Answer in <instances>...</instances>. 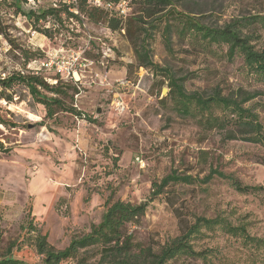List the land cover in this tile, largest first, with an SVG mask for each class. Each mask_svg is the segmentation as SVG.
I'll return each instance as SVG.
<instances>
[{"label": "rangeland", "instance_id": "1", "mask_svg": "<svg viewBox=\"0 0 264 264\" xmlns=\"http://www.w3.org/2000/svg\"><path fill=\"white\" fill-rule=\"evenodd\" d=\"M59 1L76 3L38 0L36 4ZM172 2L176 9L205 25L240 22L242 34L251 38V44L256 49L264 47V22L256 20L264 15V0ZM87 3L112 9L123 21L141 12L138 0ZM8 22L11 41L0 35V77L34 72L49 84L67 83L71 88L66 105L82 111L89 121L64 111L45 118L44 106L23 84H15L9 91L13 94L11 103L0 100V113L16 123L15 127L0 125V140L9 148L0 152V258L9 247L11 254L22 246L36 252L35 235L43 234L44 229L31 217V203L41 198L33 190L41 172V182L62 187L45 191L55 194L54 214L70 218L64 222L70 238L87 233L92 223L100 221L108 198L111 202L146 201L152 184L173 170L202 178L210 168H218L242 184L263 189L241 193L218 177L205 183L171 182L149 201L138 223L126 224L131 240L158 251L197 216H220L234 227L244 228L250 238L264 239V145L240 136L228 138L224 130H205L167 96L170 79L183 85L187 93L204 97L215 92L236 95L239 90L255 93L245 106L258 113L264 129V79L247 71L241 55L229 57L227 45H202L198 39L179 36L176 31L170 32L171 48H167L162 31L167 22L164 17L150 26L145 24L150 58L159 66L153 71L138 66L124 29L113 31L103 23L93 24L83 18L81 24L72 21L47 38L21 16ZM168 22L172 23V18ZM25 52L30 55L27 61ZM57 66L75 71V78H61ZM201 151L207 152L206 162ZM30 221L36 231L28 233ZM241 233L226 232L218 225L202 228L192 244L195 250L208 251L207 260L181 255L171 262L264 264V246L252 243ZM82 256L88 264H96L99 259L92 249ZM29 264H42V256ZM60 264H75V260Z\"/></svg>", "mask_w": 264, "mask_h": 264}, {"label": "trees", "instance_id": "2", "mask_svg": "<svg viewBox=\"0 0 264 264\" xmlns=\"http://www.w3.org/2000/svg\"><path fill=\"white\" fill-rule=\"evenodd\" d=\"M32 1L33 4L31 0H0V35L11 41L7 33L10 26L8 21L17 16L23 17L33 30L47 38H52L54 32L59 31L60 27L66 24L68 26L72 21L81 24L85 18L93 24L103 23L113 31L124 29L131 42L138 66L155 71L159 66L152 62L150 50L147 47L148 25L166 17L167 22L162 31L167 48H171L169 36L172 31H176L182 37L192 36L202 45H227L229 57L241 55L247 71L264 79V47L256 49L251 44V38L242 34L240 22L235 21L214 27L205 25L195 16L176 9L172 0H138L141 4V12L125 21L122 17L115 15L112 9L90 6L87 0H76L75 5L65 1L39 5L36 4L38 0ZM4 7L9 8L10 12L8 9L3 10ZM11 15L12 17H9ZM168 18H172L173 22L169 23ZM256 20L264 22V15L257 17ZM145 24L148 25L145 26ZM24 56L26 61L30 59L27 52ZM15 84H23L32 98L44 106L45 118H52L57 112L64 111L89 121L82 111L66 105L65 97L68 95V89L71 88L67 83L62 85V82L57 81L56 84H49L38 73L13 72L0 77V100L4 99L7 103L13 101V94L9 91ZM169 88L167 96H171L177 109L195 117L198 124L205 130H224L228 138L240 136L243 140L264 145V129L259 121L258 113L251 106H245L254 98L255 93L239 90L236 95H222L215 92L204 97L197 92L187 93L183 85L174 79H170ZM0 125L15 127L16 123H12L0 113ZM8 150L9 148L0 140V152H8ZM200 155L204 156V162H206L207 152L201 151ZM214 177L228 180L231 186L241 193H252L263 189L259 185L242 184L238 179L218 168H210L202 178L173 170L163 176L159 182L152 184L149 199L146 201L132 203L118 199L111 202L108 198L100 221L96 224L92 223L87 233L71 237L69 243L62 249H56L48 242L45 234L37 232L34 239L35 250L42 256V264H60L69 259H74L75 264H88L87 258L82 256V253L91 249L99 254L96 264H173L171 261L181 255L207 260L208 251L195 250L192 241L201 234L202 228L212 229L217 225L233 234L241 231V234L252 243L264 246L263 238H250L245 234L244 228L234 227L220 216L214 218L197 216L180 235L168 240L158 251L131 240V234L125 230L126 224L138 223L145 214L149 201L161 194L169 183H205ZM26 228L28 233L36 231L32 221ZM0 264L29 263L13 257L9 247L5 255L0 258Z\"/></svg>", "mask_w": 264, "mask_h": 264}, {"label": "crops", "instance_id": "3", "mask_svg": "<svg viewBox=\"0 0 264 264\" xmlns=\"http://www.w3.org/2000/svg\"><path fill=\"white\" fill-rule=\"evenodd\" d=\"M41 178H44V172H41L38 179L33 182V190H35L41 198H36L31 203V217H33L35 222H40L41 225L43 224L44 232L42 233L47 236L48 242L56 248L62 249L70 240L69 231L65 229L66 226L64 225V222H66L65 220L70 218L68 216L63 217L58 216L56 213L54 214L55 194L45 191L48 189L59 190L62 187L60 188V186L52 183L41 182ZM70 208H72V212L75 211L72 205ZM89 208L91 209L90 205ZM86 209L88 210V208ZM12 256L27 263L40 259V255L36 252H32L27 246H22L16 254L12 252Z\"/></svg>", "mask_w": 264, "mask_h": 264}, {"label": "built area", "instance_id": "4", "mask_svg": "<svg viewBox=\"0 0 264 264\" xmlns=\"http://www.w3.org/2000/svg\"><path fill=\"white\" fill-rule=\"evenodd\" d=\"M41 64L42 65H45V63L44 62H41ZM57 72L58 73H60V77L61 78H63V77H65V76H70V75H73L72 77H74V74L76 73L75 71H69V69L68 70H66V71H63L60 67H58L57 66ZM75 78V77H74ZM75 81H76V79H75Z\"/></svg>", "mask_w": 264, "mask_h": 264}, {"label": "water", "instance_id": "5", "mask_svg": "<svg viewBox=\"0 0 264 264\" xmlns=\"http://www.w3.org/2000/svg\"><path fill=\"white\" fill-rule=\"evenodd\" d=\"M162 91H165V88H163Z\"/></svg>", "mask_w": 264, "mask_h": 264}]
</instances>
